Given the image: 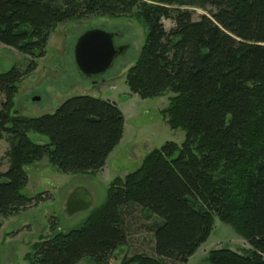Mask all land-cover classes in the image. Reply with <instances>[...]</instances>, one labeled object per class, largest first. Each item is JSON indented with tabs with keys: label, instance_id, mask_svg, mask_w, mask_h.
Here are the masks:
<instances>
[{
	"label": "trees",
	"instance_id": "1",
	"mask_svg": "<svg viewBox=\"0 0 264 264\" xmlns=\"http://www.w3.org/2000/svg\"><path fill=\"white\" fill-rule=\"evenodd\" d=\"M192 8L207 13L192 20ZM134 9L146 36L124 82L143 99L172 92L162 113L185 140L153 149L138 169L110 182L105 202L79 228L34 242L24 263L89 257L107 264L126 245V212L138 208L155 219L153 255H125L119 264H185L207 241L214 216L251 250L214 249L207 263L264 264V0H0V44L31 57L30 72L57 23ZM163 19L174 26L166 30ZM21 79L15 67L0 72V140L7 135L10 144L0 218L39 202L22 193L27 165L46 157L60 173L94 175L124 131L118 105L89 95L69 97L52 114L11 115ZM30 133L46 135L48 144L32 142Z\"/></svg>",
	"mask_w": 264,
	"mask_h": 264
},
{
	"label": "rangeland",
	"instance_id": "2",
	"mask_svg": "<svg viewBox=\"0 0 264 264\" xmlns=\"http://www.w3.org/2000/svg\"><path fill=\"white\" fill-rule=\"evenodd\" d=\"M189 10H194L192 20L207 13L198 8ZM134 14L135 9L130 15L120 18L89 15L57 23L49 30L43 56L34 59L36 67L30 72H26V69L31 57L0 44V72L15 67L22 75L12 97L11 115L35 118L52 114L69 97L89 95L112 99L120 106L124 117L122 141L107 161L104 171L94 175L60 173L48 164L46 157L26 166L28 181L22 193L26 197L40 199L36 205L33 202L14 216L0 218V264H25L23 257L34 242L56 232L64 234L79 228L87 215L105 202L110 182L138 169L144 157L153 149L167 141L177 145L184 142V131L172 130L162 113L169 104V98L173 97L172 92L165 91L159 97L143 99L129 93L124 82L127 69L136 63L146 36L145 25ZM162 23L166 30L174 26L171 20L163 19ZM90 29L113 33L114 45L127 48L123 55L115 58L107 72L87 79L77 71L73 47L78 36ZM4 102V96L0 94V112ZM29 138L34 143L49 142L46 135L39 133H30ZM9 148L7 135H4L0 140L2 173L8 169ZM75 187L87 188L93 202L86 212L79 211L69 216L65 211L66 198ZM125 220L128 234L126 245L117 249L107 264H119L123 256H132L134 253L153 255L154 242L148 228L155 223V219L148 218L145 211L136 208L126 212ZM212 228L207 241L185 264H209L205 258L214 249L228 248L241 255H249L251 249L245 239L228 224L221 222L219 217L214 216ZM76 264L93 262L88 257Z\"/></svg>",
	"mask_w": 264,
	"mask_h": 264
},
{
	"label": "water",
	"instance_id": "3",
	"mask_svg": "<svg viewBox=\"0 0 264 264\" xmlns=\"http://www.w3.org/2000/svg\"><path fill=\"white\" fill-rule=\"evenodd\" d=\"M114 37L113 33L99 29H90L78 36L73 47V61L77 71L87 79L107 72L113 66L115 58L123 55L127 48L115 46ZM92 202L87 188L75 187L66 198L65 211L69 216L79 211L86 212Z\"/></svg>",
	"mask_w": 264,
	"mask_h": 264
},
{
	"label": "crops",
	"instance_id": "4",
	"mask_svg": "<svg viewBox=\"0 0 264 264\" xmlns=\"http://www.w3.org/2000/svg\"><path fill=\"white\" fill-rule=\"evenodd\" d=\"M102 99V98H101ZM104 99H106V100H109V101H111V102H113L115 105H118L115 101H113L112 99H110V98H104ZM103 99V100H104ZM118 107H119V109H120V106L118 105ZM122 112V111H121ZM122 115H123V113H122ZM122 141V137H121V139H120V142ZM120 142L117 144V145H119L120 144ZM117 148V146L111 151V153L108 155V157H107V159H106V164H105V166L101 169V170H99V172H102V171H104L106 168H107V161L109 160V158L111 157V155H113V153L115 152L114 150ZM124 176H126V174L124 175ZM196 254V253H195ZM194 254V255H195ZM193 256V255H192Z\"/></svg>",
	"mask_w": 264,
	"mask_h": 264
}]
</instances>
